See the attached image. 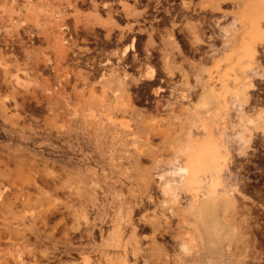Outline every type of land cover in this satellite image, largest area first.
<instances>
[{"label":"rangeland","instance_id":"1","mask_svg":"<svg viewBox=\"0 0 264 264\" xmlns=\"http://www.w3.org/2000/svg\"><path fill=\"white\" fill-rule=\"evenodd\" d=\"M239 2L0 0V264H249L253 246L264 264V80L243 105L200 104L229 98ZM197 117L225 128L223 179L242 193L191 214L176 166ZM214 220L215 237L232 234L222 257L207 247Z\"/></svg>","mask_w":264,"mask_h":264},{"label":"bare ground","instance_id":"2","mask_svg":"<svg viewBox=\"0 0 264 264\" xmlns=\"http://www.w3.org/2000/svg\"><path fill=\"white\" fill-rule=\"evenodd\" d=\"M250 1L254 2L252 4H247L246 1L244 2V0H240L238 6L241 9V20L239 17H234L236 21L239 18L238 20H240L239 22L243 26V35L240 39H231L230 42H228L229 44L225 46L227 50L225 56L227 70L220 75V82L225 89V93H228L229 98H225L224 93L216 90V93H208L202 96L200 101L201 106L208 105L209 98H212L213 96L221 99L219 101L217 112L218 110L220 112L221 109H225L226 111L229 110L231 104L243 105L249 99V92L256 89L255 81L264 80L263 68H257V66L253 65L257 59V55L259 54L257 47L259 45L264 46V0ZM221 29L223 31V33L221 32V35H224L227 38V28ZM3 36L5 37L6 35ZM133 42L134 38H131L129 44L131 50H134ZM0 43L3 42L0 41ZM10 43H12L11 39ZM125 55L126 47L121 52V56L124 57ZM215 65L219 66L220 61H216ZM145 69L146 73L143 77L150 80L155 79L157 72L154 67L147 64ZM228 82H231L234 87L229 86ZM158 91L159 88L157 87L155 92ZM196 121L200 122V126L195 127V130H193L189 139L192 154L184 158H178V166H176L177 171L180 172V176L183 178L181 180L184 184L183 185L181 182L183 189H185L189 194L188 197L190 196L188 207L191 214H194L195 209L201 202L200 200L204 198H212L220 195L223 197L226 204H235L236 195H239L240 197L242 193L240 188L237 187L238 183L231 185L223 179V172L227 169L225 166L223 167V162L229 159L228 155L230 154V149L225 140V128H220L219 125H209L201 120L200 117H197ZM244 141L246 142V140ZM6 188L3 186V190L0 192V199H2V193L4 194V190H6ZM4 195L7 196L6 192ZM6 199L4 198L5 201ZM252 217L254 218V216ZM254 219L257 221V218ZM218 224L219 222L214 220V222L210 225V235L207 247L209 248L208 251H210L212 257H222L223 251L221 243L224 240L229 241L232 238V234L229 236L221 234L215 237L220 232ZM104 238L109 241L108 245L123 248V244H121L120 241L114 242L110 237V234H106V237ZM192 239V235L189 234L188 238H181L179 240V249L181 251L179 253L180 260H183V258H191L190 255L185 253H191V249L194 247ZM252 248L254 249L252 250L253 253L250 257L249 264H262L263 256L260 252L261 250L258 248L260 250L259 251L256 246H253ZM86 258L84 259L85 261L87 260Z\"/></svg>","mask_w":264,"mask_h":264},{"label":"flooded vegetation","instance_id":"3","mask_svg":"<svg viewBox=\"0 0 264 264\" xmlns=\"http://www.w3.org/2000/svg\"><path fill=\"white\" fill-rule=\"evenodd\" d=\"M95 43H97V42L95 41ZM100 43H102V42H100ZM101 48H102V46H100V47L99 46H93L92 50H94L96 53H99L101 51Z\"/></svg>","mask_w":264,"mask_h":264}]
</instances>
